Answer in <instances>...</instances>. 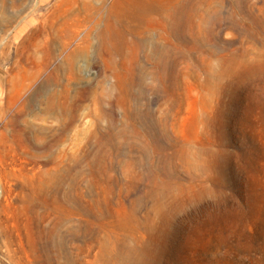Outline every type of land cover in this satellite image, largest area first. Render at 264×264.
Returning a JSON list of instances; mask_svg holds the SVG:
<instances>
[{
    "label": "rangeland",
    "instance_id": "1",
    "mask_svg": "<svg viewBox=\"0 0 264 264\" xmlns=\"http://www.w3.org/2000/svg\"><path fill=\"white\" fill-rule=\"evenodd\" d=\"M0 264H264V0H0Z\"/></svg>",
    "mask_w": 264,
    "mask_h": 264
},
{
    "label": "bare ground",
    "instance_id": "2",
    "mask_svg": "<svg viewBox=\"0 0 264 264\" xmlns=\"http://www.w3.org/2000/svg\"><path fill=\"white\" fill-rule=\"evenodd\" d=\"M56 1H57V0H56ZM58 2H59V1H58ZM62 3H63V2H62ZM55 5H56V4H55ZM56 7H57V6H56ZM56 29H57V28H56ZM49 30H50V29H49ZM54 33H55V32H54ZM56 33H58V32H56ZM52 35H53V34H51V36H52ZM57 36H58V35H57ZM37 37H38V36H37ZM37 37H36L35 34L33 35V39H34V38L36 39ZM54 37H55V36H54ZM52 40H54V39H52ZM36 42H37V41H36ZM37 44H38V43H37ZM32 45H33V44H32ZM33 47H34V48H37L38 46L34 43ZM37 49H38V48H37ZM37 49H36V50H37ZM42 50H43V49H42ZM34 53H36V52H34ZM37 53H38V52H37ZM27 58H28V56H27ZM29 58H30V57H29ZM37 71L40 72V71H41V67H39ZM30 76H31V78H34L35 74L32 73ZM42 106H43V105H42ZM45 107H46V106H45ZM47 109H48V108H47ZM42 110H43V109H42ZM40 111H41V110H40ZM45 111H46V108H45ZM41 112H42V111H41ZM46 113H47V112H46ZM43 114H44V113H43ZM44 115H45V114H44ZM41 118H42V117H41ZM39 120H40V119H39ZM41 122H42V121H41ZM41 122H39V123H41ZM41 126H42V125H41ZM41 126H40V127H41ZM38 127H39V126H38ZM42 127H43V126H42ZM42 127H41V128H42ZM39 131L41 132L42 130H39ZM40 132H39V133H40ZM25 133H26V132H25ZM42 133H43V132H42ZM37 135H39V134H37Z\"/></svg>",
    "mask_w": 264,
    "mask_h": 264
}]
</instances>
